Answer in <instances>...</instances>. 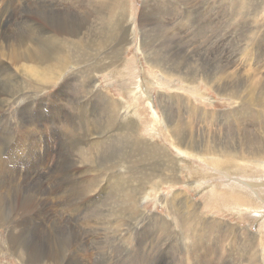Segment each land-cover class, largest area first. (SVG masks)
Listing matches in <instances>:
<instances>
[{"label":"rangeland","instance_id":"obj_1","mask_svg":"<svg viewBox=\"0 0 264 264\" xmlns=\"http://www.w3.org/2000/svg\"><path fill=\"white\" fill-rule=\"evenodd\" d=\"M72 1L0 0V43L7 46L23 20L47 27L33 13L51 15L48 8L57 9L59 25L84 19L94 6L100 21L99 4L84 0L77 10ZM96 18L92 28L107 27ZM122 18L131 28L124 46L114 49L121 19L115 31L113 23L105 29L106 43L103 36L79 62L47 72L46 83L0 63V157L15 175L0 171V180L13 178L12 192H0V264H30L32 249L48 252L37 264H247L242 249L264 257V160L251 159L264 155V0H126ZM46 41L38 40L42 49H55ZM78 49L71 46L74 59ZM119 54L123 63L111 67ZM118 101L129 110L125 121L136 113L139 144L114 136L116 124L107 132L116 118L109 106ZM189 145L195 155L181 153ZM225 149L230 158L219 154ZM211 154L220 162H210ZM119 156H138L145 169L130 187L112 173L124 199L140 193L136 220L111 180L94 172ZM57 176L69 191L54 187ZM21 187L33 192L24 209ZM189 205L198 207V223L188 219ZM49 219L62 236L51 224L29 226Z\"/></svg>","mask_w":264,"mask_h":264},{"label":"bare ground","instance_id":"obj_2","mask_svg":"<svg viewBox=\"0 0 264 264\" xmlns=\"http://www.w3.org/2000/svg\"><path fill=\"white\" fill-rule=\"evenodd\" d=\"M66 1V0H65ZM69 1V0H68ZM83 1L84 0H73V4L75 6V3H76V8L77 10H79V8H81L80 6H77L78 4L80 5H84L83 4ZM125 1L126 0H109L108 2L106 0H93V3L95 4H99L100 5V8H101V11L99 13V19L101 21L102 24L106 25L108 28H109V24L113 23L114 25H112V27L114 26V30H116V27H117V22L119 20L122 19V22L124 24H122L121 26V29H120V39L118 40V43L116 44L115 46V50L117 48H120L122 46H124L128 40L126 39L127 38V35L124 34V31L126 30H130L131 28H129V21L125 18H122V15H123V12L125 10ZM51 3H47V6H39L41 8H45V7H48ZM52 5V4H51ZM54 5V4H53ZM92 6H94L92 4ZM50 7V6H49ZM85 7V5H84ZM40 8V9H41ZM87 8V7H86ZM49 12L51 11L52 14L51 15H48V16H45L41 13H39V11L33 13L36 18H41V19H44V23L47 27H39L37 25H35L33 22L31 23H28L26 20H23L22 23H19L18 24V28L16 29V32L13 33L9 38H8V42H7V46H5L4 44H1L0 43V54L5 58V59H0V63L3 62V63H8L9 65H12L13 66V69L16 71H18L19 68H21V71L23 69L25 70H30L31 72L34 73V78L36 76L40 77V78H43L42 80L44 79H47L48 75L51 74L49 72L51 71H54L55 69L57 70H63L67 67H65V64H74L75 61H77L81 56L83 55H86L87 52L83 51L82 49H87L88 51L90 50H94V48H92V44H97V40L99 38H102L103 36V41H102V44H100L101 46L104 44V42L107 40V33L104 32L105 28H101V29H96L95 27L92 28L91 24L89 23V20L92 18H96L97 17V9L94 7H92L91 9H88V14L84 17L83 19V15H82V18H76V22L73 23L72 21V24H67V23H62L61 25H59L60 22H58V20L56 19V13H57V9H53V8H48ZM42 11V10H40ZM2 12V11H1ZM71 12V11H70ZM55 14V15H53ZM66 15V14H65ZM27 16V15H26ZM22 17V16H21ZM66 17V16H65ZM68 17V16H67ZM142 18V17H141ZM21 19V18H20ZM97 19V18H96ZM144 19V18H143ZM17 20V19H16ZM98 20V19H97ZM35 21V20H34ZM100 21L98 20V22L100 23ZM39 22V21H38ZM42 22V21H41ZM69 22V21H67ZM144 22V21H143ZM100 23V24H101ZM127 23V25H126ZM141 23V22H140ZM148 24V23H147ZM10 25V24H9ZM127 28V29H125ZM8 29V28H7ZM108 30V29H107ZM92 31V32H91ZM110 31V30H108ZM107 31V32H108ZM122 31V32H121ZM8 32V31H7ZM6 33V32H5ZM95 35H94V34ZM106 33V34H105ZM123 33V34H122ZM111 34V33H110ZM9 35V34H8ZM5 35L3 34V37ZM44 39H47L46 42H48L49 44L51 45H54L53 48L55 49H50L49 47V50L46 51L44 50V48L42 49L43 46L40 45V43L38 42V40H44ZM43 42V41H42ZM106 43V42H105ZM47 44V43H46ZM48 45V44H47ZM71 46L73 47H79V49L77 50L78 53H79V57L75 58L74 59V56L72 54V50H71ZM48 48V47H47ZM96 48V46H95ZM96 50H98V48H96ZM95 50V52H96ZM122 54V53H121ZM119 54L118 55V58H114V61L113 63H111V67L112 66H115V67H119L122 63H123V57L122 55ZM107 56V54H106ZM85 57V56H84ZM83 57V58H84ZM102 57V56H101ZM2 58V57H1ZM103 58V57H102ZM69 59H72V62H69ZM87 59V58H86ZM97 59V58H96ZM90 60V59H89ZM83 61V60H82ZM81 61V62H82ZM79 62V60L77 61ZM80 62V63H81ZM89 62V61H88ZM79 63V64H80ZM83 63V62H82ZM81 63V64H82ZM86 63H87V60H86ZM70 64V65H71ZM80 64V65H81ZM76 65V64H75ZM79 65V66H80ZM84 65V64H83ZM86 65V64H85ZM77 66V65H76ZM90 66V65H89ZM88 66V67H89ZM73 67V66H72ZM82 67V66H81ZM87 67V68H88ZM92 67V66H91ZM110 67V66H109ZM69 69V68H68ZM67 69V70H68ZM92 69V68H91ZM56 70V71H57ZM95 70V68H94ZM60 71V72H61ZM65 71V70H63ZM89 71V70H88ZM87 71V72H88ZM23 72V71H22ZM49 74H48V73ZM55 72V71H54ZM21 73V72H20ZM59 73V72H58ZM62 73V72H61ZM65 73V72H64ZM63 73V74H64ZM14 74V73H13ZM18 74V73H17ZM23 74V73H22ZM48 74V75H47ZM55 74V73H54ZM61 74V75H63ZM87 74V73H86ZM15 75V74H14ZM19 75V74H18ZM21 75V74H20ZM29 75V74H27ZM47 75V76H46ZM57 75V74H56ZM55 75V76H56ZM85 75V73H84ZM22 76V75H21ZM21 76H18V77H21ZM51 76V75H50ZM49 76V77H50ZM54 76V75H53ZM51 76V77H53ZM57 76H60V73L59 75ZM31 77V76H29ZM66 76H64L63 78H65ZM56 78V77H55ZM59 78V77H58ZM37 79V78H36ZM39 79V78H38ZM60 79V78H59ZM41 80V79H40ZM41 80V81H42ZM52 80V79H50ZM34 81L36 82V80L34 79ZM46 80H44V83ZM55 81V80H54ZM23 82V81H22ZM34 82V83H35ZM33 83V82H31ZM33 83V84H34ZM37 83V82H36ZM41 83V82H40ZM44 83H42L44 85ZM49 83V81H48ZM47 83V84H48ZM56 83V82H54ZM30 84V83H29ZM32 84V86H33ZM39 84V83H37ZM51 84V82H50ZM65 84V83H63ZM22 85V83H21ZM25 85V84H24ZM41 85V84H40ZM49 85V84H48ZM30 86V87H32ZM50 86V85H49ZM34 87V86H33ZM36 87V86H35ZM40 88H43V86H39ZM47 87V86H46ZM87 87V86H86ZM94 87V86H93ZM93 87H92V90H93ZM4 88V87H3ZM22 88V86H21ZM28 88V87H27ZM39 88V89H40ZM50 88V87H49ZM26 89V88H25ZM24 89V91H25ZM33 89V88H31ZM44 89H46L44 87ZM91 90V88H89ZM96 89V88H95ZM3 90V89H2ZM21 90V89H20ZM19 90V91H20ZM42 90V89H41ZM18 91V92H19ZM24 91H20L21 92V96H22V100L25 96L24 94ZM17 92V91H16ZM27 92V91H26ZM25 92V93H26ZM28 92L30 93V91L28 90ZM8 93V92H7ZM28 93V95H30ZM91 92L89 91V94ZM104 93V92H103ZM5 95L6 92L4 93ZM35 94V93H34ZM87 94V95H89ZM102 94V93H101ZM16 96L15 94L13 93H8L7 96ZM38 95V94H37ZM92 95V94H91ZM103 95V94H102ZM31 96V95H30ZM30 96H27L26 98L29 99ZM105 98H109V96L104 93L103 95ZM7 97V98H9ZM18 97V96H17ZM241 97V96H240ZM5 97H3L4 99ZM6 98V99H7ZM14 98V97H13ZM12 98V99H13ZM21 98V97H20ZM38 98V97H37ZM11 97L8 99L9 102L10 100H12ZM31 99V98H30ZM39 99V98H38ZM2 100V99H1ZM40 100V99H39ZM13 101H16V99H13ZM19 101V100H18ZM24 101V100H23ZM33 102H35L34 100H32ZM109 101V100H108ZM117 101V100H116ZM21 102V101H19ZM123 102V101H122ZM122 102L121 101H118L117 103H112L110 104L109 106V109L108 111L111 112V114H114L113 117H116L114 120L113 123L109 124L108 127H107V132L108 131H113L115 130V124L117 125V128H116V134H114V136H120L121 137H124L123 135H127L129 140L130 141H135L136 143L139 144V140H140V137H139V133H138V126H137V118H136V113L134 110L131 111L130 109V113H132L131 119L125 121L124 119L126 118V114H127V106L125 105L123 107L122 105ZM3 104H7V101H4ZM2 104V105H3ZM1 106V105H0ZM3 109V108H2ZM1 111V110H0ZM4 111V110H3ZM6 112V111H5ZM109 114V113H108ZM62 115V114H61ZM61 120V119H60ZM100 124V123H99ZM23 125V124H22ZM139 125V124H138ZM33 126V125H32ZM105 126V124H104ZM22 128H25V127H22ZM124 128L126 129V133L128 134H125V132L123 131ZM28 130V129H27ZM30 132V131H29ZM28 133V132H27ZM24 135V134H23ZM97 135V134H96ZM100 135H101V132H100ZM102 137V136H101ZM117 138V137H116ZM126 138V137H125ZM100 141V140H99ZM98 141V143H99ZM103 141V140H102ZM121 141V139H120ZM119 141V142H120ZM149 141V140H148ZM110 142V141H109ZM29 144V142L27 143ZM118 145V144H117ZM26 146V145H25ZM113 148L115 147L114 145H112ZM148 147V146H147ZM264 147V146H263ZM74 148V147H73ZM112 149V148H111ZM116 149V148H115ZM133 149V148H132ZM131 149V150H132ZM114 150V149H113ZM179 150V148H178ZM264 150V149H263ZM262 150V151H263ZM192 151V152H190ZM234 151V150H233ZM262 151L260 152L262 154ZM105 152V151H104ZM116 152V151H115ZM180 152V151H179ZM194 150H193V147L191 145L188 146V148L185 150L183 149L181 153L183 154H194L193 153ZM114 151H112V154L111 155H114L113 154ZM117 153V152H116ZM116 153L114 156H116ZM214 153H217V151H215ZM225 155L226 158H230L232 156L231 152L230 151H227L226 149L221 151L219 154H223ZM259 153V152H258ZM102 154V153H101ZM121 154V153H120ZM218 155H212L210 156L209 158H207L210 162H213L214 164L220 162L218 159ZM254 154H257V153H254ZM108 156V157H111ZM125 155V154H124ZM134 155V154H133ZM195 155V154H194ZM197 155V154H196ZM199 155V154H198ZM258 155V154H257ZM257 155H252L251 156V159H261V160H264V155H261V156H257ZM82 156V154L80 155ZM79 156V157H80ZM104 156V155H103ZM113 156V157H114ZM128 156V155H127ZM204 156V155H202ZM106 157V155H105ZM118 157V156H117ZM120 157V156H119ZM122 157V156H121ZM116 158V159H111L109 160L108 162L106 163H103L102 165H97L94 172L97 176L98 179H100L101 177H104V178H107V179H110L111 180V183L115 185V191L117 192V196L118 197H121L123 198V200L127 201L129 207L127 206L126 208H128V211L125 212L130 214V216L132 217V219L134 218V220H136L138 217V212H139V208H140V201H139V192L138 193H132L131 196H127L125 197L124 199V195L126 194V192L124 191V187L122 186V184L120 183V181L118 179H114L112 178V173L113 171L115 170H118V174H121L123 177L126 178V184H127V187H130L132 184H134L137 180H138V173L140 171H145V169H142L140 168V166H137L138 165V161H139V158L138 156H136L137 158L136 159H133L129 156V160H125V158ZM124 157V156H123ZM200 157V156H199ZM208 157V156H207ZM0 158H2L1 162H0V171H3L1 173H6V174H9L10 176L9 177H12L13 174V171H12V168H9L7 167V164L10 162H6L5 163V156H1ZM68 156L67 154L64 156V159H67ZM82 158V157H80ZM101 158V156H100ZM107 158V157H106ZM112 158V157H111ZM213 158V159H211ZM36 159V158H35ZM83 159V158H82ZM108 159V158H107ZM80 160V159H79ZM99 160V158H98ZM18 161V160H17ZM39 161V160H38ZM82 161V160H81ZM85 161V160H84ZM256 162H258L259 164H262L263 162L260 161V160H254ZM15 162V161H14ZM83 162V161H82ZM81 162V163H82ZM178 162V161H177ZM34 163V162H33ZM80 163V162H79ZM80 163V165H81ZM15 164V163H14ZM17 164V163H16ZM66 164V162L63 160V163L60 165L63 167H60L59 165V168H58V171H61L63 173V170L66 168V166H64ZM85 164V163H84ZM127 164V165H126ZM222 165H225V164H222ZM90 166V165H88ZM227 166V165H226ZM69 168V166H67ZM29 168V166H28ZM35 168V167H34ZM10 169V170H8ZM89 170V169H88ZM92 169L89 170V172L91 171ZM7 171V172H5ZM10 171V173L8 172ZM17 171V170H16ZM149 171L151 172H162L161 169H149ZM93 172V173H94ZM33 173V172H32ZM149 173V172H148ZM21 174V173H20ZM8 176V175H7ZM15 176V175H14ZM18 176H19V173H18ZM109 176V177H108ZM3 178V177H2ZM5 179V178H4ZM16 178H14L15 180ZM21 181V180H19ZM12 182H13V178L11 179L10 178V181L9 179L8 180H0V192L3 191L4 189H9L7 190L6 192L7 193H10L12 192ZM16 182V181H15ZM55 185L54 187H59L60 190H67L69 191L70 189L67 187V186H64L63 185V181L61 182V178L60 176H57V178L55 179V181L53 182ZM28 184V183H27ZM30 184V183H29ZM60 184H62V189L61 187L59 186ZM16 185V184H15ZM17 185H20L17 183ZM145 186V189H146V185L143 184ZM20 187V186H19ZM18 187V188H19ZM32 187V186H31ZM22 188V187H21ZM32 189V188H31ZM33 190V189H32ZM17 191V190H16ZM37 191V190H36ZM73 191V190H71ZM70 191V192H71ZM41 192V191H40ZM2 193V192H1ZM21 194V195H20ZM20 197H21V208L27 206L29 203H30V199L32 198L33 196V192L27 188H22V190L20 191ZM35 195V194H34ZM3 196V195H2ZM143 197V196H142ZM145 197V196H144ZM143 197V198H144ZM183 197V196H182ZM39 198V197H37ZM42 198V197H41ZM141 198V197H140ZM6 199V198H5ZM44 199V198H43ZM184 199V198H183ZM1 200V199H0ZM7 200V199H6ZM178 200V199H177ZM37 201V200H36ZM124 201V202H125ZM39 203V202H38ZM41 203V202H40ZM123 203V201H122ZM39 205V204H38ZM34 207V205H32ZM190 206V205H189ZM28 207V206H27ZM124 207V206H123ZM20 208V209H21ZM31 208V207H30ZM3 207H0V219L1 217L4 215V211H2ZM24 209V208H23ZM35 209V208H34ZM40 209V207H39ZM38 209V210H39ZM120 209V208H119ZM19 210V209H18ZM32 210V209H31ZM36 210V209H35ZM124 210V209H122ZM30 211V210H29ZM41 211V210H40ZM119 211V210H118ZM117 211V213H119ZM25 212V211H24ZM23 213V212H22ZM34 213V212H33ZM32 213V214H33ZM42 213V212H40ZM123 213V212H122ZM30 214V216L32 215ZM36 214V213H35ZM121 213H119L120 215ZM141 214V213H140ZM28 215V214H27ZM41 215V214H40ZM115 215V214H114ZM6 215H4L5 217ZM10 216V215H9ZM25 216V215H24ZM29 216V215H28ZM129 216V217H130ZM39 217V216H38ZM43 217V216H42ZM61 217V216H60ZM125 217V215H122L121 218ZM127 217V216H126ZM9 218V217H8ZM13 218V217H12ZM120 218V217H119ZM136 218V219H135ZM4 219V218H3ZM26 219V218H25ZM35 219V218H34ZM42 219V218H41ZM61 219V218H60ZM65 219V218H64ZM63 219V221H64ZM115 219V217H114ZM131 219V218H130ZM188 219L190 221H194V223H198V221L201 219L200 217V213L198 212V207H193V206H190V211H189V214H188ZM220 219V218H219ZM218 219V220H219ZM27 220V219H26ZM62 220V219H61ZM117 220V219H116ZM2 221V220H0ZM6 221H7V218H6ZM9 221V220H8ZM30 221V220H29ZM33 221V220H32ZM55 221V220H54ZM4 222V221H3ZM57 222V221H56ZM61 222V221H60ZM73 222V221H72ZM26 223V222H25ZM24 223V224H25ZM66 223V222H65ZM137 223V222H136ZM20 224V223H18ZM23 224V225H24ZM50 225L52 226V228L55 231V234L57 233L58 231V236H62L63 233L62 231H65L64 229L62 228H59L57 226H55L51 221L50 219L48 221L46 220H43L42 222H37L36 224H34L33 226L32 225H29L33 231L36 229V231L38 230V228H43L44 229V225ZM27 223L24 225V230L25 228L27 227ZM64 225V224H63ZM47 226V225H46ZM19 227V226H18ZM21 227V226H20ZM29 227V228H30ZM17 228V227H16ZM23 228V227H22ZM48 229V228H46ZM23 230V231H24ZM45 230V229H44ZM61 230V231H60ZM118 230V229H117ZM181 230V229H180ZM25 232V231H24ZM75 232V231H74ZM42 234V233H41ZM68 234V233H67ZM71 235V234H69ZM72 237V236H71ZM63 239V238H62ZM61 239V240H62ZM47 240V239H46ZM48 241V240H47ZM52 243V242H51ZM66 243V242H65ZM68 244V243H67ZM12 245V244H11ZM30 245V244H29ZM56 245V242H53L52 243V246H55ZM58 247L57 248H54L55 250H58ZM196 247V246H195ZM35 249V248H34ZM60 250V249H59ZM29 251V250H28ZM65 251V250H64ZM252 249H242V252H243V257L245 259V261L247 262V264H261L260 261L263 260L262 263H264V257L260 255V258L257 257L255 254L251 253ZM55 252V251H54ZM53 252V253H54ZM256 252H259V249L256 251ZM56 253V252H55ZM27 254V253H26ZM25 254V255H26ZM31 255H33L34 257H32L29 261L31 262L30 264H37L38 262H41V259L42 258H46V256H48V252H46V250H31L30 252ZM52 254V252H51ZM63 254V253H62ZM24 255V254H23ZM50 255V254H49ZM58 255V254H57ZM60 255V254H59ZM258 255V254H257ZM56 256V255H55ZM57 257V256H56ZM50 258H53V257H50ZM27 259V258H26ZM74 262V261H73ZM25 263V261H24ZM29 263V262H28ZM78 263V262H77Z\"/></svg>","mask_w":264,"mask_h":264}]
</instances>
